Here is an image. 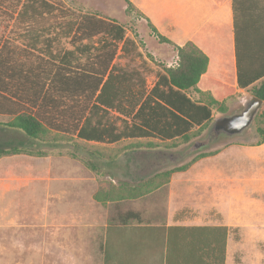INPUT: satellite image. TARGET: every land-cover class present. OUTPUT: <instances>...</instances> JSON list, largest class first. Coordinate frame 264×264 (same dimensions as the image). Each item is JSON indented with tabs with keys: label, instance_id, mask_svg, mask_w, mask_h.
Listing matches in <instances>:
<instances>
[{
	"label": "rangeland",
	"instance_id": "1",
	"mask_svg": "<svg viewBox=\"0 0 264 264\" xmlns=\"http://www.w3.org/2000/svg\"><path fill=\"white\" fill-rule=\"evenodd\" d=\"M61 2L76 14H91L98 19L114 20L124 27L125 38L129 40L127 51L118 49L114 63L128 72L138 74L134 82H144L148 89L152 88L160 75L165 74V67L177 62L176 47L185 46L188 42L186 33L191 26L189 23L192 21L201 25L210 13V5L206 0H187L184 5L176 0H144L141 6L135 0L131 1L136 8L134 11L127 9L125 0ZM192 17V20H188ZM5 23H0V36L3 33L4 37L10 34L17 37L19 31L11 33L10 26L4 30ZM151 24L172 44L161 43ZM109 41V37L100 33L90 40L68 44L66 49L75 51L78 44L83 47L88 44L82 53L75 52L73 63L79 67H99L96 58L98 55L108 57L107 50L110 49H105L104 44ZM14 45L22 47L21 41L17 44L14 42ZM34 60L35 57L29 59L30 62ZM226 85L223 80L205 77L197 87L198 92L189 91L196 101H213V116L206 125L191 131L188 142L181 138L171 141L126 139L113 144L81 142L84 140L72 137L69 130L72 128L73 112L89 108V105L84 99L75 102L65 99L62 104L65 112L63 120L67 125L70 123V127H65L67 134L51 130L38 143L27 146L33 156L39 153L41 157L44 152L48 156L45 159L24 158L16 167L15 164L11 167L12 164L5 163L4 168L9 176L14 173L20 175L21 171L24 177L31 174L42 178L50 170L62 174L69 169V172L82 177V180L73 182L72 206L76 205V210L72 215V242H63L62 214L50 213L54 222L48 223V214L44 212H20L17 216L11 214L13 220L8 217L12 221L8 225L0 214V264H64V256L69 255L71 264H103L104 242L108 234L105 224L122 227L121 216L129 212L138 213L141 221L131 219L127 225L131 229L140 228L138 233L131 236L133 242L140 238L159 240V229L153 226L165 218L170 198L174 194L177 201V204H172L174 209L182 210L181 207L185 205V210L191 212L199 203L202 212L208 210L216 214L219 220L223 219L220 212H224L233 225L240 227L233 232V264H264V142L257 145L262 139L259 130L264 131V104L253 125L243 135H222L208 147L186 155L195 142L208 136L216 120L240 113L247 107L249 98L254 96V87L246 90L236 88L233 94L228 95L225 92ZM9 104V100L0 98V106L6 108ZM57 117L56 113L51 114L52 120ZM97 118L100 119V116L93 119ZM121 118L115 111L103 117L116 126L122 125ZM5 120L0 116V121ZM170 153L184 157L175 164L155 170L167 162ZM49 155L53 159H49ZM183 166H187L185 170L166 175L168 170ZM1 170L3 165L0 163ZM176 174L185 177H174ZM62 184L41 180L30 188L25 183L21 195L24 201H28L24 205L34 203L43 206L45 203V197H32L28 191L36 190L40 194L51 187L62 188ZM183 184H188L187 188L191 190V193L185 194L187 199L184 202L176 193ZM137 188L142 193L131 196ZM206 189L210 190L209 194L203 192ZM206 195L209 196L208 200ZM62 203L63 200H57V205ZM81 205L88 211L80 213ZM142 232L145 233L140 234ZM138 247L141 246H134Z\"/></svg>",
	"mask_w": 264,
	"mask_h": 264
},
{
	"label": "trees",
	"instance_id": "2",
	"mask_svg": "<svg viewBox=\"0 0 264 264\" xmlns=\"http://www.w3.org/2000/svg\"><path fill=\"white\" fill-rule=\"evenodd\" d=\"M239 1L233 0L235 17ZM125 2L129 11L136 9L130 0ZM4 21L7 22L4 30L10 26L11 33L17 30L19 34L17 37L13 34L4 37L3 33L0 36V98L10 101L9 107L0 106V115L11 118L0 123V127L20 131L32 141H40L50 129L67 134L65 127H70V123L67 125L63 120L65 99L74 102L84 99L88 103L89 108L73 112L69 130L72 137L87 142L112 144L139 138L163 141L181 138L188 142L193 129L212 120L213 101L202 103L189 95V91L198 92L197 87L204 80L212 60L210 52H205L208 41L201 36L185 46H177L176 64L165 67V74L148 89L144 82H134L138 74L114 63L116 51H127L129 43L124 27L114 20L76 14L61 0H0V23ZM151 28L161 43L172 44L152 24ZM100 33L110 39L104 44L105 49H110L107 50L108 57L97 56L99 67L74 64L75 52L82 53L88 44L84 47L78 44L75 51L67 50L66 45L90 40ZM20 41L22 47L14 45ZM258 55L259 58L256 52L242 49L237 30L236 72L226 83L228 95L236 88L254 87V96L264 100V54ZM30 57L35 60L30 62ZM110 111L122 117L121 126L103 119ZM53 113L58 116L56 120L51 118ZM97 116L100 119L94 120ZM259 131L262 139L257 145L264 142V131ZM22 151L13 144H0V157ZM186 167L173 168L166 175ZM134 193L131 196L136 197L142 192L137 188ZM131 219H139V215L126 213L121 216V223L127 224ZM192 230L200 233L194 244L199 256L209 255L214 264H224L228 229L204 227Z\"/></svg>",
	"mask_w": 264,
	"mask_h": 264
},
{
	"label": "crops",
	"instance_id": "3",
	"mask_svg": "<svg viewBox=\"0 0 264 264\" xmlns=\"http://www.w3.org/2000/svg\"><path fill=\"white\" fill-rule=\"evenodd\" d=\"M143 1L144 0H138V5L141 6ZM186 1L187 0H176V2H178L180 5H184ZM206 1H208L210 5V13L207 17H205L201 25L194 24V22L192 21L191 23H189L191 26L190 28H187V43L194 41L198 36H201L203 39L207 40L208 42L205 44L207 50L205 52H210L212 60L210 62L208 71L203 76V78H213L216 81L223 80L224 83H227L226 80H230L236 72L235 51L237 30L241 38L242 49L244 51L256 52L257 58H259L258 54H264V0H240L238 3L239 10L236 14V17L233 9V0ZM193 18L194 17L188 18V20H192ZM243 39H246L247 41L244 42ZM0 116L6 119L5 121H0V123L8 122L11 120L10 117L3 115ZM51 130H53L52 132L57 133L54 129H50L48 133H50ZM38 142L39 141L29 140L20 131L9 130L4 127H0V144H13L15 145V147L24 150L21 153L8 154L0 157V163L1 165H3V171H0L1 218L4 216L5 224L8 225L10 222H12L10 221L13 218V215L11 214H16L17 216V214H19L20 212H44L48 214L46 221L48 223H51L54 221H52L53 218L50 216V213L56 212V214H62L64 229L62 239L64 244H71L73 227L72 215L76 210V205L74 207L72 206L73 182L82 180V177L76 173H73L72 171L69 172V169L67 171L61 172L62 174L52 173V170H50V172L42 178L39 176L35 177L31 174L29 175V177H24L21 175V171L19 172L20 175L14 173L12 174V176H9L7 169L5 170L4 168L5 163L12 164L11 167H13L15 164L16 167V164L24 160V158L45 159L48 156L45 154V152L41 157L39 153H37V156H33V154L30 153V151L27 149L28 145ZM81 142L100 144L98 142ZM62 143L64 146L66 145L65 142ZM49 159H53V157L49 155ZM174 177L185 176L183 174H176ZM174 177H172V181H174ZM41 180L49 182L52 181L53 183L62 182L63 187L58 189H53L51 187L40 194L36 190L28 191V195H31L32 197L38 195L45 197V203L43 204V206H36L34 203L27 206L24 205V203L28 201L27 199L24 201L23 194L21 195L25 183L28 184L27 187H30L33 185V183L39 182ZM187 187L188 184H183L182 188H178L176 192L177 196H179L180 199L183 200V202L184 199H187L185 194L191 193V190ZM203 192L209 194L210 190L206 189L203 190ZM174 196L176 197V195L174 194L170 198L165 218L159 221L158 225L153 226L158 227L159 229V240L151 241V239L140 238L139 240H136V242H133L131 236L134 233H138L140 228L131 229L127 226L129 223H121L123 225L122 227H114L105 224V227L108 229V234L104 242L105 246L102 263L205 264L204 262L206 261L208 264L210 262L214 264L212 261L213 258L209 257V255L205 258L199 256L198 248L194 244L196 243V240L198 239L200 233L198 231L192 230V228L225 227L228 229V232L224 264H233L234 261L231 256V244L234 239L233 232L234 229L240 227L238 225H233L231 221L228 220V217H226V214L224 212H220L223 218L222 220L217 219L216 214L212 212L209 213L208 210H203L202 212V210H200L199 203L195 206V210L191 212L185 210V205L181 207L182 210H177L178 208L174 209L172 207V204H177ZM206 197V200H208L209 196L206 195ZM57 200H63V203L57 205ZM48 202H50V205ZM80 211V213H82L88 211V209H85L84 205H81ZM8 217L10 218V220ZM136 220L137 222L141 221L140 215L139 219ZM110 229L111 231H109ZM143 233L145 232H142L140 234ZM152 242L154 244V247L152 246ZM136 244L141 247H138V249L134 248ZM146 245L148 246L146 247ZM64 264H71L70 255L69 257L64 256Z\"/></svg>",
	"mask_w": 264,
	"mask_h": 264
},
{
	"label": "water",
	"instance_id": "4",
	"mask_svg": "<svg viewBox=\"0 0 264 264\" xmlns=\"http://www.w3.org/2000/svg\"><path fill=\"white\" fill-rule=\"evenodd\" d=\"M264 104V100L252 96L249 98V103L247 107L240 113H234L225 116L215 123L210 128L208 136L204 140L195 142L187 151L186 155H190L193 152L202 150L208 147L212 142L218 140L220 136L224 135L226 137H235L243 135L252 125L257 117L259 110ZM184 156H179L173 153L168 154L167 162L158 166L155 170L165 167L170 164H175ZM148 176V175H147Z\"/></svg>",
	"mask_w": 264,
	"mask_h": 264
},
{
	"label": "flooded vegetation",
	"instance_id": "5",
	"mask_svg": "<svg viewBox=\"0 0 264 264\" xmlns=\"http://www.w3.org/2000/svg\"><path fill=\"white\" fill-rule=\"evenodd\" d=\"M248 103H249V100H248V102H247V104H246V105H248Z\"/></svg>",
	"mask_w": 264,
	"mask_h": 264
}]
</instances>
